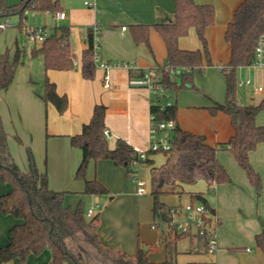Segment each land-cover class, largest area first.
<instances>
[{"label": "crops", "instance_id": "1", "mask_svg": "<svg viewBox=\"0 0 264 264\" xmlns=\"http://www.w3.org/2000/svg\"><path fill=\"white\" fill-rule=\"evenodd\" d=\"M243 1L194 0L198 5L210 4L215 8V23L205 33L213 65L205 67L202 73L197 72L194 89L185 90L191 91L192 98L199 102L197 105H191L194 109H209L216 103L224 104L226 102V100L223 101V94L225 98L227 94L224 73L221 68L224 69L227 66L230 60L231 48L225 35L228 25L233 21L235 11ZM86 2L92 4L93 8L87 7ZM175 11V0H86L84 7L70 9V14H66L67 17L63 21L69 22L66 27L70 29L71 51L80 65L68 72H47L48 79L56 84L58 94L68 97V110L60 115L53 105L43 103L39 97L31 95L28 90H24L26 99H20V90L19 92L16 90L15 79L9 89L0 92V112L6 125L5 129L8 134L10 150L13 151L18 145L21 150L26 147L36 150L46 142V144L48 143L49 158L51 157L53 162L57 160L69 170H73L76 166L79 168L83 158L82 151L71 145L70 138L82 132L83 126L91 121L94 108L98 104L107 107L106 130L111 134V138L108 140L109 147L114 149L117 141L122 139L133 148H142L148 116L151 121V93L146 92L145 88L131 87L129 85L131 73L124 67L109 71L108 88H105L104 72L101 70L96 71L93 80H85L82 76L80 61L83 51L88 45L90 29L94 24L99 23L103 34L101 54L105 61L126 62L128 65L141 70L163 66L167 60V46L155 25L173 22ZM59 12H64L62 7ZM46 14L50 13L36 14V16ZM52 16L55 19L56 15ZM136 25L151 26L148 44L135 43L132 28ZM44 27L48 33L49 28ZM59 28L56 27L57 33H59ZM123 28H127L126 31H123ZM179 47L185 51L202 49V43L194 28L190 29L187 36L180 38ZM35 48L40 47L35 46ZM1 53L4 52L1 51ZM35 58L42 59L41 56ZM245 68H240L238 74L243 75ZM19 70L22 71V67ZM257 78L261 79L259 72ZM248 81L252 82L251 85L255 84V80L241 81L239 85L244 84L241 88L251 86L246 85ZM196 87L202 93L203 98L193 94ZM259 87L261 86L255 87L254 94L256 96L250 99L249 103L237 101L239 105H260L264 101V88L262 87V93H257L256 90ZM184 93L187 92L182 94ZM18 96L19 99H17ZM2 101L5 104L7 102L8 114ZM12 103H16V106L14 107ZM23 106L28 107V112L24 122L21 121L24 130V133H21L19 123H17V115L16 113L13 115V109L16 108L20 112L21 118ZM188 112L193 117L202 115L206 121L202 126L194 128L186 126L181 117L179 121L177 120L178 127L184 131L205 136L210 146L215 147L226 144L234 135V129L228 115L218 113L216 117H208L207 112L193 110H181L180 114ZM12 123L15 128L11 127ZM256 123L259 126H264L262 113L257 116ZM109 141H112V143H109ZM15 142L18 145H15ZM47 156L48 154H46ZM217 159L230 175L231 183L212 184L209 187L210 180L199 179L191 184L179 185L175 194L178 196L182 190L186 194V186L197 185L202 180L207 182L205 189L198 192L204 194L219 220L217 229L219 251L217 254H209L205 243L194 236L176 239V235L168 233L165 227H160L158 230L153 229L151 226L157 222V218L160 219L159 214L157 217H154L153 214L152 220L145 218L139 204L141 197L138 196V193L130 190L125 192V188L129 189L127 187L129 178L125 168L117 162L109 160L99 161L97 177L108 188L110 194L102 197L94 196L96 200L91 207L96 208L99 203V208L95 209L97 215L103 210L101 198L105 197L110 202L106 206L107 209L103 217H100L101 224L98 235L101 247L126 253L133 261H135L140 247L147 252L149 259L155 263L173 258L177 264L196 262L264 264V254L257 248L255 243V236L262 231L264 224V143L258 145L257 149L251 152L249 156L252 167L262 178V192L260 195H257L247 173L238 165L231 152L219 151ZM95 178L96 176L91 175L87 180H94ZM134 179L135 177L130 181L136 184ZM85 185L86 183L80 189L82 191L78 192L79 194L84 195ZM10 190V185L3 188L4 194ZM189 202H191V195L188 197L187 203ZM165 204L169 207L184 205L183 203ZM0 215L3 214L0 212ZM12 218L14 219V226L18 221L14 217ZM184 240L188 243L186 247L178 248ZM10 241L11 238L9 237L7 240L3 239V241L0 239V247H4L3 245ZM243 246H250L252 249L246 247L245 254L237 253L235 249ZM51 260V250L47 249L39 256H30L25 262L14 260L10 264H50Z\"/></svg>", "mask_w": 264, "mask_h": 264}, {"label": "trees", "instance_id": "2", "mask_svg": "<svg viewBox=\"0 0 264 264\" xmlns=\"http://www.w3.org/2000/svg\"><path fill=\"white\" fill-rule=\"evenodd\" d=\"M176 11L173 22L156 24L155 28L167 46V60L157 68V84L165 90L178 95L181 91L194 88L196 73H202L205 67L213 65L211 60L206 30L215 23L213 5H198L194 0H175ZM61 10L59 0H0V19L19 16L24 19L27 13H50L56 15ZM1 24V23H0ZM23 27V24H20ZM197 31L202 49L185 51L179 47V40L189 34L190 29ZM6 29L0 28V34ZM151 26H133V38L137 44L149 43ZM264 34V0H244L237 8L233 21L228 25L226 41L231 48L230 60L223 69L226 84V102L216 103L208 110L212 115L224 113L231 119L234 135L226 144L215 147L207 143L205 136L196 135L180 129L177 125L178 106L171 103L162 107L151 104L150 115L156 122L176 123L173 131V145L165 153L166 163L152 169L153 214L170 218L171 207L161 202L164 196L176 194L181 184H191L199 179L210 180L211 184L222 185L232 182L224 166L218 161L219 151H229L238 165L247 173L257 195L262 192V178L252 167L249 156L258 145L264 143V126L256 123L258 114L264 111V101L258 106H241L236 99L237 74L240 68L251 67L256 57L260 37ZM33 57L41 56L46 73L48 71L68 72L73 70L76 59L71 51L70 29L59 28V33L49 35L40 48L32 50ZM81 72L85 80H93L97 68L94 63L91 31L88 45L83 51ZM23 66L21 53L6 51L0 54V92L9 89L20 67ZM185 70L179 77L173 71ZM132 75V73H131ZM172 98V97H171ZM40 99L51 104L60 115L69 107L66 95H59L56 84L48 78L45 81V94ZM107 107L98 104L94 108L91 121L83 126L82 132L70 138L71 145L82 151V162L76 177L85 180L84 195L108 196L110 191L96 178L86 179V172L91 161H115L125 168L127 177L134 174L131 163L136 159V152L125 140H118L114 149L108 145L105 137ZM148 158L144 164L152 165L154 160ZM29 170L23 172L12 156L8 134L0 115V181L10 185L11 190L0 196V212L14 217L16 223L10 230L11 241L0 247V264H10L14 260L27 261L30 256H39L49 249L52 253L50 264H177L175 259L168 258L163 262H152L147 252L139 247L135 261L123 252L101 247L98 229L101 224V213L87 218L78 204L76 208L64 204L65 192L53 191L48 186L46 172L37 167L35 157L28 149ZM192 203L209 205L204 194H191ZM173 234V233H172ZM176 239L188 237L175 234ZM87 245L97 246L98 255L84 248L81 240ZM258 249L264 254V224L262 231L255 236ZM98 257V258H97ZM216 264V263H189Z\"/></svg>", "mask_w": 264, "mask_h": 264}, {"label": "rangeland", "instance_id": "3", "mask_svg": "<svg viewBox=\"0 0 264 264\" xmlns=\"http://www.w3.org/2000/svg\"><path fill=\"white\" fill-rule=\"evenodd\" d=\"M86 0H60L61 7L63 8L64 12L69 15L70 14V9L72 8H80L84 7V2ZM59 13V12H58ZM70 21V19H68ZM0 23L4 24L6 26V29L0 34V52H6L9 51L10 53H15L16 51H19L21 53V61L23 63L22 66V71L18 70L19 72L17 73V78H15V84H16V90H20V99H26V93L24 90H28V92L36 97H43L45 94V81L46 78H49L47 76V73L45 71L44 67V61L43 58H35L31 55L32 50L35 48L34 44L31 42L27 35V28L30 27H44L47 26L48 29V34H54L56 33V27H61V26H66L69 25L67 21H58L54 19V16L51 14H46V15H37L34 13H27L24 17L23 20L19 16H12L8 18H2L0 19ZM23 24V27H20V24ZM115 64H122V62H113ZM126 63V62H123ZM98 70V69H97ZM258 72L261 77V79H258ZM243 75L237 74V89H236V99L237 101H244L245 103H249L256 95L255 93V87L261 86L264 88V68H258L255 66H251L248 68L244 69V72L242 73ZM255 80V84L249 86V87H244L241 88L239 87V83L241 81H246V80ZM258 79V81H257ZM194 80V84H195ZM194 89V88H193ZM189 89V90H193ZM146 92H149L147 89H145ZM183 92H187L182 94ZM191 91H181L180 93L175 94L172 92H166L165 95L167 97H153L151 96V101H160L159 104L161 105H166L168 101L171 103H176L179 111H178V121L179 118L183 119L184 124L190 127H200L204 124L206 119L202 115H197L194 116L190 115V113H183L182 115L180 114L181 110L185 111H197V112H207L208 117H216L217 115H212L208 109L205 108H197L194 109L191 107L192 104L197 105L199 102H196L192 98V93ZM190 93V94H189ZM193 94H196L199 97L203 98L202 93L195 88V91ZM172 97V98H171ZM257 98V97H256ZM19 99V96L17 97ZM16 99V100H17ZM226 98L223 94V101H225ZM3 106L5 107L7 114L9 112L8 110V105L7 102L2 101ZM14 107L16 106V103H12ZM7 105V106H6ZM23 115L21 114L20 118V112L14 108L13 109V115H17V123H19V130L21 133H24V130L21 126V121L24 122V119L26 117V114L28 112V107L23 106ZM262 113V116L264 118V111L260 112L258 115ZM180 114V116H179ZM1 115V112H0ZM2 116V115H1ZM20 118V119H19ZM11 121V120H9ZM6 127V125H5ZM12 128H15V125L12 123ZM150 127H151V121L148 116V121H147V127H146V132H145V137L143 138V143H142V148H140L142 151H149L150 150ZM181 129V128H180ZM45 140V139H44ZM109 143H112V141H109ZM15 145H18V143ZM78 149V148H77ZM35 157V161L37 164V167L41 172H46L47 174V180H48V186L50 189L60 191V192H65L64 196V204L66 206H71L72 208H76L78 204H81V208L84 212V214L87 216V211L89 208H91L96 200L94 196H87V195H82L79 194L78 192L82 191L80 190L84 184L85 180L81 178L76 177V171L78 166H76L73 170H69V168L64 167V165L57 160L53 162V159L50 157L49 158V149H48V143L46 144L43 143L39 146L38 149H30ZM13 158L15 159L16 164L19 166V168L23 172H28L29 170V161H28V148L26 147L25 149H22L19 147H15L13 151H11ZM46 154L48 156L46 157ZM150 158L154 160V164L152 165H145L142 164L141 168V177L145 180H147L148 183V194L144 197H141V200L139 201V204L142 207V214L145 215V218L148 220H152L153 217V197L151 195L152 192V169L154 167H160L163 164L166 163V156L163 153H157V154H150ZM98 163L95 161H91L87 172H86V179H88L91 175L97 177L98 173ZM150 167V169H149ZM99 180V179H98ZM206 181L202 180L197 183V185L194 186H186V194L182 190L181 193H179L180 197L174 195V196H166L161 198V202L167 203V204H179V203H187L189 195L193 193H202L198 192L199 190H204L206 187ZM8 185V184H7ZM5 184H2L0 181V196L4 194L3 188L5 187ZM128 188H125V192H128L129 190L131 192H137V185L135 183H132L129 179V183L127 185ZM206 193V190H205ZM184 194V195H182ZM112 197V196H111ZM101 203L103 205V210L101 211V216L103 217V214L105 213L107 209V205H109V201L107 198L103 197L101 198ZM138 204V203H137ZM118 208V205H117ZM0 239L7 240L8 237H10V230L14 224V219L10 216L6 215H0ZM157 223H161L160 219H156ZM163 226V224H161ZM10 240V239H9ZM187 241H183L182 243L179 244L178 248H184L188 243ZM9 243V242H8ZM7 243V244H8ZM7 244L3 245L6 246ZM81 244L84 248H88L93 254L98 255V250L97 246H92V245H87L86 244V239L83 238L81 240ZM2 247V246H1ZM246 247L252 249L250 246H243L240 248H236L235 250L237 253H242L245 254L244 251ZM217 254V253H216ZM98 258V257H97Z\"/></svg>", "mask_w": 264, "mask_h": 264}, {"label": "built area", "instance_id": "4", "mask_svg": "<svg viewBox=\"0 0 264 264\" xmlns=\"http://www.w3.org/2000/svg\"><path fill=\"white\" fill-rule=\"evenodd\" d=\"M85 5L89 8H93V5L86 2ZM66 13L59 12L56 14V19L58 21H63L66 19ZM0 28H5V25L0 24ZM127 28H123L126 31ZM92 34V46L94 51V63L98 70L104 72V84L105 88L109 87V71L111 69L124 67L132 75L129 78V85L131 87L145 88L147 89L153 97H167L166 92L162 86L157 84V68L150 70H141L140 68L130 66L127 63L115 64L113 62H107L103 59L101 54L102 49V28L99 23L94 24L91 29ZM27 35L31 42L36 47H41L47 37V29L45 27H30L27 28ZM74 67L80 65L79 61H73ZM252 66L258 68H264V34L260 37L258 46L256 49V57ZM221 71L223 69L221 68ZM185 70L173 71L174 77H179ZM252 82L248 81L246 85H251ZM244 84H240L242 87ZM257 93H262L263 88L259 87ZM160 101H152L153 104L159 105ZM171 104L170 101L166 105ZM161 105V104H160ZM164 107L165 105H161ZM154 116H151V127H150V150L142 151L139 148H134L136 152V159L131 163V169L135 177V182L137 185L138 196L143 197L148 194V186L145 179L141 177V168L143 162L147 160L148 154L150 153H168L173 145V131L176 128V123L171 122H156ZM105 137L107 140L111 138V134L108 130H105ZM99 203L96 208H99ZM91 208L87 216L88 218H93L96 216L95 209ZM161 223H153L152 228L158 230L163 224L168 233L184 234L188 236H194L205 243L207 252L211 255H215L218 249V234L217 229L219 225V220L216 218L215 213L207 208L201 203L189 202L184 205H178L171 207L170 218L166 219L162 215H158Z\"/></svg>", "mask_w": 264, "mask_h": 264}]
</instances>
